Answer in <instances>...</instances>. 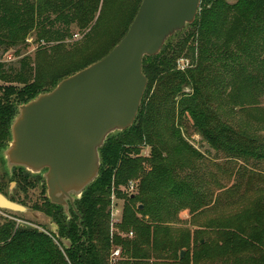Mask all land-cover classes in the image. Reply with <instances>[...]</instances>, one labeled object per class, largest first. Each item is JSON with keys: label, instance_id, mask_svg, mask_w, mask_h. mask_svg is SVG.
Wrapping results in <instances>:
<instances>
[{"label": "trees", "instance_id": "obj_1", "mask_svg": "<svg viewBox=\"0 0 264 264\" xmlns=\"http://www.w3.org/2000/svg\"><path fill=\"white\" fill-rule=\"evenodd\" d=\"M102 2L96 16L100 0H0V54L22 47L30 33L46 44L39 47L33 66L28 56L15 67L0 63L1 138L20 105L104 58L127 33L141 0ZM73 26L87 32L66 49ZM182 55L194 68L175 70ZM143 73L148 83L133 125L107 138L100 149L98 178L75 201L80 221L71 207L68 217L48 198L34 205L56 225L69 248L54 234L5 219L0 223V264H110L115 247L122 252L115 264H264V208L234 226L218 223L223 227L198 241L159 237L171 203L192 199L194 178L179 172L181 157H200L176 128L179 118L189 119L216 151L264 159V145L254 148L256 138L221 122L211 109L215 95L228 93L225 97L236 105L251 102L252 95L264 90V0H201L194 23L169 39L157 56L145 58ZM224 83L229 92L221 93ZM143 147L150 148L148 157L141 156ZM136 179L137 193L123 194L120 187ZM25 186L34 187L30 181ZM112 195L123 201L116 229L132 238L112 234Z\"/></svg>", "mask_w": 264, "mask_h": 264}, {"label": "water", "instance_id": "obj_2", "mask_svg": "<svg viewBox=\"0 0 264 264\" xmlns=\"http://www.w3.org/2000/svg\"><path fill=\"white\" fill-rule=\"evenodd\" d=\"M200 3L141 0L127 33L104 58L17 108L6 160L31 174L46 170L47 198L66 216L70 207L78 215L75 201L98 178L107 138L129 129L137 117L148 83L143 60L157 56L169 39L192 25ZM0 209L27 211L2 195ZM53 234L69 248L56 230Z\"/></svg>", "mask_w": 264, "mask_h": 264}, {"label": "rangeland", "instance_id": "obj_3", "mask_svg": "<svg viewBox=\"0 0 264 264\" xmlns=\"http://www.w3.org/2000/svg\"><path fill=\"white\" fill-rule=\"evenodd\" d=\"M102 1L100 0L96 16L99 14ZM123 1L127 3L130 0ZM232 1L234 0H228V2ZM86 32V30L80 31L77 26H73L70 32L71 36L64 41L65 45L68 46L66 49L78 44ZM42 45L46 44L43 41L39 42L35 33H30L22 47L0 54V63L5 64V68L10 65L15 67L18 61L28 56L33 61L31 65L33 66L37 57L36 53ZM17 52H19L18 55ZM180 59L191 61L190 58L182 55L176 60V71H178L177 62ZM192 68L194 66H191L189 70ZM2 85L3 83L0 82V86ZM225 89L227 88L224 83L218 88V91L222 90L221 93H223ZM184 92L188 93L190 91L185 89ZM227 92H229L228 89ZM227 94L214 96L211 103L212 111L221 122L241 133L256 138L257 141L252 145L254 148L258 147L260 149L264 145V90L252 95L251 102L236 105L225 97ZM176 101L178 100L176 99ZM180 122L182 123L179 124ZM175 126L184 140L199 153L200 157H181L183 161L181 165L183 166L182 168L179 167V172L190 174L194 178H192L193 182L190 183L192 187L189 192L192 199H187L185 203H180L175 199L171 203L172 205L166 209V211L170 210L169 213L163 215L164 221L160 226L162 232L159 237L165 234L168 241L176 239L191 242L197 239L198 241L212 235V231L220 229L218 227H223L219 226L218 223L224 226H234L236 223L244 222L264 208V159L234 158L229 151L212 149L206 142L201 140L191 121L184 116L176 121ZM166 138H171L169 132L166 134ZM225 145L227 148L229 147V143ZM172 147L173 142L170 140L167 142L166 149L170 151ZM149 152V147H143L141 156L148 157ZM3 156L5 160L3 165L0 164V175L8 176L17 167H13L8 163L4 153ZM45 172L46 170H42L40 173L32 175H41L44 180ZM129 183H133L134 190L127 192L128 185H126L120 187L122 193L126 195L136 194L139 179L130 180ZM14 192L16 199L20 202H13L23 206L27 211L18 213L0 209V223L5 219H11L14 220L16 226L20 222L21 226L34 228L47 235L53 234V231L57 229L56 225L43 212L34 209V205H40L42 199H44L40 197L39 188L29 190L25 195L18 194L17 191ZM45 196L47 197V190ZM114 204H117V210L120 213L116 225L118 226L122 222L123 201L115 198ZM136 216L143 219V221L146 220L140 214L136 213ZM116 226L113 228L112 234L117 233L122 238L133 237V235L129 237V234L126 236V234L120 233ZM115 250L120 251V259L122 256L121 248L115 247L112 251Z\"/></svg>", "mask_w": 264, "mask_h": 264}, {"label": "flooded vegetation", "instance_id": "obj_4", "mask_svg": "<svg viewBox=\"0 0 264 264\" xmlns=\"http://www.w3.org/2000/svg\"><path fill=\"white\" fill-rule=\"evenodd\" d=\"M10 127H11V123L8 127L7 134L3 138L0 137V164L2 165H3V161L5 160L3 153L11 141ZM27 181H30L32 183V186L34 187L31 189L27 188V186H25ZM37 188H39L40 197L41 198L46 197L45 196L46 187L45 184L43 183L42 176L32 175L23 168H18V167L14 168L12 170V173L9 174L8 176L0 175V195H2L4 198L8 199L11 202L19 201L16 199L14 191H17L18 194L25 195L29 190L37 189ZM43 190H44V194H43Z\"/></svg>", "mask_w": 264, "mask_h": 264}, {"label": "built area", "instance_id": "obj_5", "mask_svg": "<svg viewBox=\"0 0 264 264\" xmlns=\"http://www.w3.org/2000/svg\"><path fill=\"white\" fill-rule=\"evenodd\" d=\"M190 62L188 60H185V59H180L177 62V70L179 72H185L186 70L191 68L192 63H190ZM132 190H134V185H133V183H129L127 192L128 191H132ZM114 201H115V196L112 195L111 196V209L112 210L110 209L111 231L117 225V222L119 221V214H120L119 211L117 210V208H118L117 204H114ZM21 225L22 224L19 222L17 224V227L21 226ZM132 235H133L132 233H129V237H131ZM119 256H120V251L119 250L112 251L111 255L109 257L110 264H115L118 261Z\"/></svg>", "mask_w": 264, "mask_h": 264}]
</instances>
